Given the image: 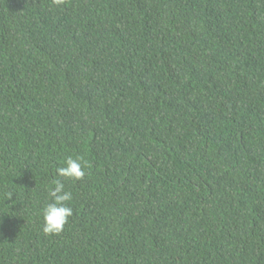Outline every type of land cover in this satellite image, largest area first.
<instances>
[{"label":"trees","instance_id":"trees-1","mask_svg":"<svg viewBox=\"0 0 264 264\" xmlns=\"http://www.w3.org/2000/svg\"><path fill=\"white\" fill-rule=\"evenodd\" d=\"M0 264H264V0H0Z\"/></svg>","mask_w":264,"mask_h":264},{"label":"clouds","instance_id":"clouds-1","mask_svg":"<svg viewBox=\"0 0 264 264\" xmlns=\"http://www.w3.org/2000/svg\"><path fill=\"white\" fill-rule=\"evenodd\" d=\"M52 3L59 7L64 5L66 0H52ZM63 165L56 169L58 177L71 181H79L84 178L87 164L82 157H68L64 160ZM12 196L13 193L9 192V199ZM49 196L51 202L42 209L43 232L46 235H58L64 230L69 218L73 215V209L68 203L73 197L70 191L65 190V183L62 179L53 181V186L49 189Z\"/></svg>","mask_w":264,"mask_h":264}]
</instances>
